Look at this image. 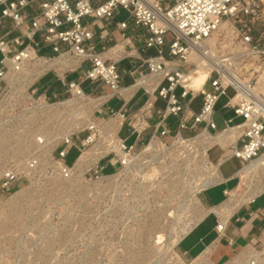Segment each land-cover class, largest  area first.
<instances>
[{"label": "built area", "instance_id": "2783aa9c", "mask_svg": "<svg viewBox=\"0 0 264 264\" xmlns=\"http://www.w3.org/2000/svg\"><path fill=\"white\" fill-rule=\"evenodd\" d=\"M124 11L127 16L117 19ZM99 23L104 30L115 25L121 37L129 38L128 56H134L135 42L142 43L141 53L153 51L126 72L132 78L128 84L117 65L122 51L113 50L119 43L105 47L98 46L95 40ZM129 25L142 29L143 39L130 35ZM221 25L229 27L226 35L235 37L236 51L229 56L228 67L211 68L205 83L195 91L185 83L191 67L174 63H187L192 52L204 55L207 40ZM125 45L121 48L125 49ZM108 52L112 57L106 56ZM49 71L55 73L67 94L62 101L78 102L59 106L73 103L93 106L96 111L103 99L123 97L129 88L130 92L141 90L145 97L136 113H130L124 104L118 110L109 108L108 118L101 121L89 114L81 128L88 134L78 144L73 138L77 130L63 135L50 156L41 153L39 145L43 141L39 137L36 151L26 165L3 170L0 193L9 194L21 179L39 172L46 179L72 177L77 157L86 145L96 143L100 153L86 169L90 189L105 188L116 181L122 191L129 190L132 196L145 180L142 173L151 165L158 167L161 181H177L190 193L204 181L221 177L194 192L196 195L225 181L220 171L225 161L236 158L240 170L256 158H264V0H173L168 7H162L158 0H0V86L27 84ZM68 72L76 77L67 79ZM233 77L242 80L246 88L241 90L240 81ZM87 84L108 86L111 93L95 96L86 89ZM228 88L234 93L223 107L232 115L222 116L219 127L214 120L215 110ZM197 98L198 109L194 110ZM158 100L165 103L162 109H155ZM151 114L156 115L153 122ZM171 116L177 118L175 130L167 124ZM110 119L117 122L116 128H110ZM148 128L152 131L145 138L143 133ZM123 129L125 134L121 136ZM227 130L235 131V139H224V143L210 140V135L223 136ZM71 148H76L77 156L68 165L65 158ZM215 148L220 155L211 160L209 153ZM108 166H115L112 173H104ZM214 167L217 168L212 171ZM131 178L135 183L130 188L127 183ZM223 194L226 200L230 198L228 188ZM215 228L223 233L225 223L218 221ZM183 258L184 254L176 251L170 257L184 264ZM199 264L209 263L203 259ZM226 264H264V242Z\"/></svg>", "mask_w": 264, "mask_h": 264}, {"label": "rangeland", "instance_id": "374dc122", "mask_svg": "<svg viewBox=\"0 0 264 264\" xmlns=\"http://www.w3.org/2000/svg\"><path fill=\"white\" fill-rule=\"evenodd\" d=\"M158 1L162 7L173 3V0ZM126 16L124 11L116 18ZM228 29L227 26L219 28L207 40V47L213 50L210 57H229L236 51L237 41L226 35L230 32ZM123 53L127 55L129 49ZM127 60L125 57L121 62ZM193 64L189 58L181 67L190 68ZM75 77V73H67V79ZM50 79L52 85L48 89L41 87ZM53 89L59 90L56 95ZM225 93L215 110L214 120L219 127L222 116L232 115V111L223 105L234 91L228 88ZM5 94L8 95L0 108V177L7 167L26 165L27 159L36 151L38 137L45 140L39 145L41 153L50 156L63 135L77 130L73 138L78 144V140L88 134L81 128L89 114L93 113L97 120V113L92 108L94 100L92 107H79L74 105L76 102L69 107L59 106L67 104L62 101L67 94L53 71L31 78L25 85L10 88L5 83L0 86V99ZM93 95L99 94L94 92ZM41 99L50 106H42ZM198 103L199 98L193 107L196 108ZM75 119L84 122L83 126L74 129ZM114 122V119L109 121L113 128ZM124 130L121 136H124ZM98 144L86 145L84 149L93 150ZM219 155L218 148L209 153L211 160H216ZM76 156V148H71L65 162L71 165ZM240 166L236 158H231L221 165L220 171L226 177ZM85 167L71 169L72 177L67 179L59 176L46 179L39 172L37 176L21 179L9 194L0 193V264H183L170 259L174 251L178 252L176 244L171 249L165 250V247L186 223L196 218L197 209L205 210L204 194L194 193L198 192L197 187L190 193L177 181H161L158 167L151 165L142 173L145 180L134 196L129 190L122 191L116 181L105 188L91 190L86 182L88 166ZM114 169L115 166H108L104 173H112ZM134 183L131 178L127 185L131 188ZM258 183L253 177L235 178L230 183L233 184L229 187L230 196L233 195L228 200L235 202L259 192L261 185ZM222 188V185H216L205 192L209 203H216L223 197ZM208 214L210 219L216 218L215 212ZM199 233H193L184 246L197 239ZM159 234L163 242L157 239ZM183 261L184 264L203 262L185 258Z\"/></svg>", "mask_w": 264, "mask_h": 264}, {"label": "crops", "instance_id": "0c3cea01", "mask_svg": "<svg viewBox=\"0 0 264 264\" xmlns=\"http://www.w3.org/2000/svg\"><path fill=\"white\" fill-rule=\"evenodd\" d=\"M96 28L95 40L98 42V46L110 47L115 41L124 46L125 49H128L127 43L128 39L121 37L120 31L112 25L108 30H104L99 23ZM128 33L131 35L140 36L142 39L145 36V32L142 29L134 28L129 25ZM142 43H134V48L132 49L135 54L134 56L124 55L125 49L121 48L122 53L120 54L121 59L118 62V67L120 72L124 77V83L128 84L132 81V78L127 75L129 69H133L141 63V60L146 57L148 54H153L152 50H149L147 54L140 52ZM107 57H112L110 52L105 53ZM125 57L128 60L125 63H122L121 60ZM52 79L47 83L41 84V87L48 89L52 85ZM86 89L88 91H93L97 94H109L111 90L108 86L95 84H87ZM59 91L58 89H53V92L56 94ZM127 92L123 94V97L113 96L107 101H104L98 106L97 120L101 121L102 118H105L108 115V109L118 110L124 104L129 108L130 113H136V109L143 103L144 95L142 91L138 92ZM127 95V96H126ZM115 102V103H114ZM114 103V104H113ZM164 101L158 100L155 102V109H162L164 107ZM194 104V103H193ZM194 110L198 109V106ZM152 113H155L154 111ZM135 116V115H134ZM230 116V115H229ZM150 121L153 122L156 119L155 114H151ZM168 126L171 130H175L177 124L176 117H169L167 121ZM152 128H148L144 133V137L147 138L151 133ZM121 133V132H120ZM130 139H133L131 137ZM221 167V166H220ZM240 168V167H239ZM238 169L229 176H223L225 181L219 185H222V195L223 197L216 203H209L206 199L205 192L213 187H209L203 192V199L206 205L208 206H217L226 201V197L223 194V190L231 187L230 184L235 178L238 177ZM216 186V185H215ZM260 194V195H259ZM215 212V211H211ZM209 213V212H208ZM203 216L199 221H197L177 242L178 252L184 254L186 259H196L203 253L205 254V262L209 264H226L229 261L233 260L236 257L243 256L247 251L252 247L259 246L260 243L264 242V192H260L255 195L251 200H248L247 203L238 206L233 213L227 218L226 221L216 213V218L214 220L209 218V214ZM207 219H210L209 223H206ZM218 221H223L225 223V230L223 233H218L216 230V223ZM196 231L200 232L198 238L189 242L187 246H184V243L189 239V237Z\"/></svg>", "mask_w": 264, "mask_h": 264}, {"label": "bare ground", "instance_id": "6f19581e", "mask_svg": "<svg viewBox=\"0 0 264 264\" xmlns=\"http://www.w3.org/2000/svg\"><path fill=\"white\" fill-rule=\"evenodd\" d=\"M221 27H223V26L221 25L220 28ZM117 49L118 50L120 49V51H121V44L118 45L117 47H115L113 50H117ZM204 50H205V54L201 55V56L197 55L195 52H192L190 54V59L194 61V64L191 66L192 72H191L190 77H188V74L185 75V77H186V79H185L186 86L191 88V89H193V90H195V91L198 90L205 83L211 68L217 67L218 69L221 70V68H223V66L228 67V62L230 61L229 57H219V56L218 57H214V56L210 57V54L212 55V51L213 50L209 49V48H207V49L205 48ZM193 54H195L196 57H193ZM194 58L196 60H194ZM174 65L180 66V67L182 66L181 63H177V62L174 63ZM233 78L240 81L239 85L242 88L241 90L246 88V86H245V84H244V82L242 80H240L238 77L237 78L233 77ZM22 85H25V84H22ZM14 86H15L14 83H11V88L14 87ZM131 89L132 88H129L128 92H130ZM125 94H127V93H125ZM7 95L8 94H5L3 96V98L0 99V108H1L2 103L5 101ZM89 99L91 101L94 100V98H92V97H90ZM68 102H76V101H74L72 99L64 101V103H68ZM76 103H78V102H76ZM40 104L42 106H45V107L50 106V104H44V103H40ZM84 122L80 121L79 119H75L74 122L72 123L73 126H74V129H76V128L78 129V128L82 127ZM114 123H117V122L115 121ZM111 124H113V123H111ZM111 127H113V126H111ZM115 127H116V124H115ZM235 137H236V133H235L234 130H227L226 132L223 133V136H222V134H216V135L212 134V135H210V140L212 142L224 143V139L232 140V139H235ZM47 139L48 138H46V140ZM42 141H45V140L42 139ZM44 150H46V149L44 148ZM99 153H100V150H99L98 147H95L93 150H84L77 157V159L75 161V164H74V166L71 169L78 168V170L79 169L82 170L85 166H89L91 164V160L94 161L97 158V154H99ZM215 168H217V167H214L212 169V171L215 170ZM210 172H211V170H210ZM237 175L241 179H249L250 177H253L254 179H256L257 182H260V183H258V185L259 184L261 185L260 191L257 192V193H252L246 198H240V199H238L236 201L234 200L235 202L226 200L222 204H219L217 206H208L207 205L205 207V210H203V211H201L200 209H197V211L195 210L196 211V218L192 219V220H190V222L186 223L182 227V229L175 235V237L172 238V236H171L172 240H170L171 241L170 243L168 242L169 244H168V246L166 245L167 247H165V250L168 249V248L171 249L179 241V239L184 235V233H186L197 221H199L208 212L215 211L216 213L219 214V216L222 217V219L224 221H226L227 218L233 213V211L235 210L236 206H238L241 202H243L245 200H251L255 195H257L258 193L264 191V158H263V156H260L259 158H256L255 160H253L248 165H245L242 169L239 170ZM217 180H221V177L219 176L218 179L211 178V179H208V180L204 181L202 184H200L199 187H197V191H199L202 187H205V186H207L209 184H212L213 182H215ZM232 195L230 196V198L232 197ZM199 208H200V206H199ZM157 236H158L157 239H159V241H160L162 236L160 234L157 235ZM166 240H167V238H166ZM157 242H158V240H157ZM205 254L206 253L201 254L196 259H198V260L205 259Z\"/></svg>", "mask_w": 264, "mask_h": 264}]
</instances>
